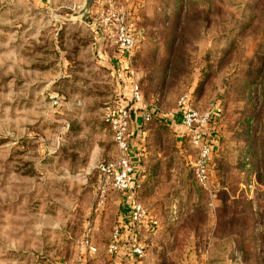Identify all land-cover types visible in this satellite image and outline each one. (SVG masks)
<instances>
[{
  "label": "rangeland",
  "instance_id": "obj_1",
  "mask_svg": "<svg viewBox=\"0 0 264 264\" xmlns=\"http://www.w3.org/2000/svg\"><path fill=\"white\" fill-rule=\"evenodd\" d=\"M84 5L0 0V264H264V0H96L87 22ZM123 14L145 38L131 61ZM133 84L166 115L144 127L142 228L132 206L119 226L109 187L96 210L98 167L118 154L103 117ZM184 99L209 115L195 129L214 149L207 188Z\"/></svg>",
  "mask_w": 264,
  "mask_h": 264
},
{
  "label": "built area",
  "instance_id": "obj_2",
  "mask_svg": "<svg viewBox=\"0 0 264 264\" xmlns=\"http://www.w3.org/2000/svg\"><path fill=\"white\" fill-rule=\"evenodd\" d=\"M110 1V0H103ZM145 40L142 34H135L126 23L124 14L120 19V25L115 35V42L120 48L125 59L130 60L134 56L136 49ZM132 99L137 103L141 102V93L137 84H133ZM187 99V98H186ZM186 99L182 103V123L193 137L194 145L199 150V161L197 165V180L200 185L207 188L209 185V173L213 155L212 146L203 141L196 135L195 129L198 124H205L209 120V115L202 116L195 109L188 105ZM141 104V103H140ZM151 114L146 116V120H151ZM110 128L113 132L114 141L117 148V157L115 160L101 163L98 167L101 182L98 186L99 203L96 208L104 204L105 194L108 187L122 195H133L140 190L141 186L135 183V168L130 159V129H131V111L130 108L121 107L115 113H111L108 118ZM130 218L138 227L142 228L148 218V213L137 201L133 202ZM121 230L116 229L113 235V244L110 246V252L115 253L119 250L118 242L121 238ZM96 252L95 248H90ZM133 253L138 257H143L144 252L141 247H136Z\"/></svg>",
  "mask_w": 264,
  "mask_h": 264
},
{
  "label": "crops",
  "instance_id": "obj_3",
  "mask_svg": "<svg viewBox=\"0 0 264 264\" xmlns=\"http://www.w3.org/2000/svg\"><path fill=\"white\" fill-rule=\"evenodd\" d=\"M132 92V89H131ZM131 100V97L130 99ZM124 107L126 105L122 104ZM131 129H130V149H131V162L135 168V183L137 182V178L139 175V172L144 168H147V164H145L144 166H142V162L140 161L139 157H140V151L145 150V139L147 138V131L145 130L146 128H144L146 125L150 124L146 121V116L148 114H151L154 118H158V119H162L166 117V115H162L161 113L156 112L154 109H150L148 108L146 105L144 106V104H135L133 105V107L131 108ZM108 115L106 113V116L103 117V120L106 124L107 127L109 126L108 123ZM148 128V127H147ZM91 129V128H90ZM94 133L96 136H98L99 138H101L100 136V128L99 126L97 128L94 129ZM100 139L96 140V147L94 149H96L98 147V151H94V157L100 156L101 155V150H99V141ZM102 162V161H101ZM100 162V163H101ZM94 167V164L92 163L91 165V169ZM147 178V175L143 177ZM157 178H160V176H158ZM151 178H148V182H151ZM154 182V181H152ZM139 183V182H138ZM137 183V184H138ZM141 183V181H140ZM140 185V184H139ZM142 185V184H141ZM142 187V186H141ZM136 200V197L133 195H122L121 197V217L119 219V226H125L127 224L128 221V216L130 213V207L132 206L133 202ZM140 201V200H139ZM141 202V201H140ZM127 233V232H126Z\"/></svg>",
  "mask_w": 264,
  "mask_h": 264
},
{
  "label": "water",
  "instance_id": "obj_4",
  "mask_svg": "<svg viewBox=\"0 0 264 264\" xmlns=\"http://www.w3.org/2000/svg\"><path fill=\"white\" fill-rule=\"evenodd\" d=\"M96 0H85V5L79 14H75L74 18L81 20L83 22H87V16L90 13L92 6L94 5Z\"/></svg>",
  "mask_w": 264,
  "mask_h": 264
},
{
  "label": "trees",
  "instance_id": "obj_5",
  "mask_svg": "<svg viewBox=\"0 0 264 264\" xmlns=\"http://www.w3.org/2000/svg\"><path fill=\"white\" fill-rule=\"evenodd\" d=\"M135 104H140V103H137L136 101H134L133 99H132V97H131V100H129V104L128 105H126L125 107H127V108H130V110H131V108L133 107V105H135ZM209 143V142H208ZM210 144V143H209ZM211 146H212V144H210ZM213 148V147H212ZM213 151H214V149H213ZM135 175H136V172H135Z\"/></svg>",
  "mask_w": 264,
  "mask_h": 264
}]
</instances>
